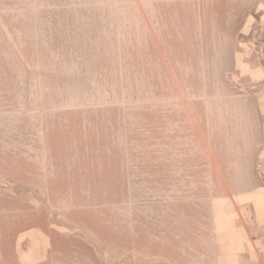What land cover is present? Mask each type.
Returning <instances> with one entry per match:
<instances>
[{"label":"rangeland","instance_id":"obj_1","mask_svg":"<svg viewBox=\"0 0 264 264\" xmlns=\"http://www.w3.org/2000/svg\"><path fill=\"white\" fill-rule=\"evenodd\" d=\"M201 1L0 0V264L36 228L44 264H183L212 235L193 97L232 36Z\"/></svg>","mask_w":264,"mask_h":264},{"label":"crops","instance_id":"obj_2","mask_svg":"<svg viewBox=\"0 0 264 264\" xmlns=\"http://www.w3.org/2000/svg\"><path fill=\"white\" fill-rule=\"evenodd\" d=\"M211 2L206 17L212 13L232 38L217 81L193 105L213 116V160L225 195L212 203V235L187 247L183 264H264V0L201 1ZM18 246L21 264H44L52 243L36 228Z\"/></svg>","mask_w":264,"mask_h":264}]
</instances>
